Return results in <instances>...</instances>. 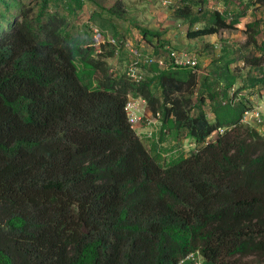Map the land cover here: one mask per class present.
Instances as JSON below:
<instances>
[{
	"label": "trees",
	"instance_id": "obj_1",
	"mask_svg": "<svg viewBox=\"0 0 264 264\" xmlns=\"http://www.w3.org/2000/svg\"><path fill=\"white\" fill-rule=\"evenodd\" d=\"M116 4L108 12L122 15ZM0 10V264H177L195 251L205 264H264V136L238 124L244 103L211 121L193 99L192 69L153 62L135 81L105 63L114 42L93 57L49 0H0ZM245 14L215 10L194 28L189 5L174 10L191 39ZM256 25L245 24L250 42ZM78 59L94 84L81 81ZM129 92L195 151L160 164L128 122Z\"/></svg>",
	"mask_w": 264,
	"mask_h": 264
},
{
	"label": "rangeland",
	"instance_id": "obj_2",
	"mask_svg": "<svg viewBox=\"0 0 264 264\" xmlns=\"http://www.w3.org/2000/svg\"><path fill=\"white\" fill-rule=\"evenodd\" d=\"M118 1L122 4H116ZM251 1L236 0L234 5L231 0H49L52 9L68 16L70 31L80 36L86 46L94 48L96 54L99 53L93 57L103 60L111 48L110 44H103L114 39V55L104 60L115 73H127L137 54H149L166 64L170 61L171 50L195 56L197 67L193 71L197 73L198 84L193 99L196 101L202 96L201 109L211 121L222 110L247 102L250 93L264 84V0L248 5ZM113 4L123 10L122 15L108 12V7ZM185 4L198 19L194 28L209 24L215 10L227 19L237 10H245L246 14L240 17L236 28L221 29L216 34L191 39L186 37L188 24L174 16V10ZM253 21L257 24V32L255 42H250L245 24ZM136 26L161 32L160 42L165 45L160 46L156 37L144 39ZM76 64L81 81L94 84L95 78L90 74L88 64L81 59ZM136 66L142 79L153 75L151 69L154 66L143 62H137ZM152 87L159 95L154 80ZM141 105L144 110L140 112L134 130L151 153L157 155L160 164L169 162L180 153L187 155L195 151L196 143L177 132L173 120L163 123L161 114L152 115L146 102L139 103ZM214 137L216 133L209 138Z\"/></svg>",
	"mask_w": 264,
	"mask_h": 264
},
{
	"label": "built area",
	"instance_id": "obj_3",
	"mask_svg": "<svg viewBox=\"0 0 264 264\" xmlns=\"http://www.w3.org/2000/svg\"><path fill=\"white\" fill-rule=\"evenodd\" d=\"M110 42H114L113 39H110ZM169 60L172 65L175 66H184L192 69H195L197 65L196 57L186 56L185 54H180L176 50H171ZM142 54V53H141ZM142 56V57H141ZM137 54V57L133 63L128 67L127 75L130 76L135 81H140L141 75L137 71V62H143L144 65H150L153 62L157 63L159 67H164L166 65L164 60L154 59L149 54L141 55ZM253 94V95H252ZM250 99L245 102V108L240 116L239 125L243 127L253 128L261 136H264V84L261 86L258 85L254 93H250ZM144 100L140 96H135L132 92H129L127 95V101L125 103V112L128 119V122L134 128V124L140 118V112H143L144 105L139 106V103L144 104ZM234 124L218 127L214 132L216 135L223 134L225 131L230 130L234 127ZM210 137V136H209ZM214 138L209 140H214ZM177 264H205L201 255L198 251L191 252L182 258Z\"/></svg>",
	"mask_w": 264,
	"mask_h": 264
}]
</instances>
